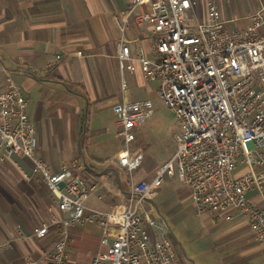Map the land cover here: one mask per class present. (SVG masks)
<instances>
[{"label": "built area", "instance_id": "1", "mask_svg": "<svg viewBox=\"0 0 264 264\" xmlns=\"http://www.w3.org/2000/svg\"><path fill=\"white\" fill-rule=\"evenodd\" d=\"M125 1L129 7L119 13L118 67L129 74L139 69L145 82L158 83L160 101L176 118L175 152L149 182H136L132 175L142 154L131 144L136 129L151 116L152 106L149 101L115 104L112 113L121 149L114 163L125 174L126 185L114 190L119 202L111 210L88 208V197L101 199L106 194L81 177L76 160L52 171L35 155L37 141L25 112L27 100L7 77V89L0 93V163H12V156L27 159L31 174L21 172L22 177L44 183L63 215L52 216L31 237L52 232L54 242L44 259L47 264H66L71 226L92 223L104 231L113 226L112 242L90 264H179L165 230L145 209L169 176L187 188L196 214L226 220L243 216L255 241L264 244V210L246 197L252 186L260 189L264 182V174L251 170L252 165H263L257 151L264 147V0H254L247 26L233 30L226 29L219 6L229 0H203L200 21L192 13L196 7L192 0ZM130 21L149 27L151 57L142 47L132 55L124 38ZM247 144L252 145L251 150L244 149L250 171L236 178L235 157ZM101 244L106 245V240ZM4 246L0 244V249ZM22 264L38 262L25 256Z\"/></svg>", "mask_w": 264, "mask_h": 264}, {"label": "crops", "instance_id": "2", "mask_svg": "<svg viewBox=\"0 0 264 264\" xmlns=\"http://www.w3.org/2000/svg\"><path fill=\"white\" fill-rule=\"evenodd\" d=\"M194 1L192 13L200 21L202 7L198 0ZM248 1V12L236 16L230 0L228 5L224 3L223 10L219 3L227 30L247 26L248 15L255 8V1ZM128 7L125 0H0V93L7 89L6 79L10 77L26 98L25 112L38 133L35 155L52 171H58L65 161L76 160L81 177L100 187V194H106L101 199L96 195L88 197L86 206L103 212L118 204L114 190L124 188L127 181L114 163L121 147L107 143L106 129L101 123L103 115L123 100L148 101L136 99L133 89L157 94L158 87L157 82H145L139 69L132 74L119 70L116 59L121 39L119 13ZM124 38L130 42L132 55L136 47H142L151 57L152 39L147 25L137 26L130 21ZM139 127L131 148L142 154V160L133 179L149 182L173 156L178 129L173 135L172 151L162 164L144 169L146 148L140 144ZM115 138L119 140L116 133ZM44 143H47L45 151ZM62 145L70 155L61 154ZM244 149L249 151L252 145L240 147L235 157L236 178L250 171ZM257 152L262 154L263 165H252L251 170L259 175L264 174V147ZM11 160L12 163H0V244H6L0 249V264H22L25 256L38 264H47L44 254L52 248L53 233L41 238L31 235L52 216L63 215L57 209L56 196L44 183L35 177L29 182L22 177V173L31 174V163L19 156H12ZM173 179L176 184L173 210L189 202L182 208L183 213L185 216L191 213L205 231L209 252L205 255L208 262L202 264H264V244L255 241L245 217L234 215L226 220L209 213L196 214L187 188ZM246 197L264 210V182L260 189L252 186ZM151 199L145 205L147 211L155 207ZM153 221L165 230L178 263L191 264L194 255L186 256L167 224ZM115 233L113 226L105 231L92 223L71 226L66 264H90L97 252L107 250ZM21 235L26 238L18 239ZM102 239L106 245L101 244Z\"/></svg>", "mask_w": 264, "mask_h": 264}, {"label": "rangeland", "instance_id": "3", "mask_svg": "<svg viewBox=\"0 0 264 264\" xmlns=\"http://www.w3.org/2000/svg\"><path fill=\"white\" fill-rule=\"evenodd\" d=\"M198 1L200 4L203 2V0ZM230 3L234 16L238 15V13L240 15H245L249 10L250 1L248 0H230ZM220 6L222 10L225 9V5L222 1H220ZM133 93H135L136 99H147L152 106V115L139 127L138 136L140 144L146 148V160L143 163V167L144 169H153L155 166L162 164L163 158L172 151L173 135L175 131H177L176 120L171 111L162 104L158 95L153 91L148 94L141 89H133ZM114 121L115 117L111 109H109V111L103 115L101 123L103 128L106 129L107 143L112 146L116 144L120 148V141L115 138L117 130ZM37 134L38 133H35V138L38 143ZM97 141H99V138ZM62 147L63 151L61 154L68 155L69 153L64 150L63 145ZM42 148L43 151H45L47 149V143H44ZM92 148L93 147L90 146V150H92ZM132 176L135 177L134 173ZM173 180L174 179L169 176L164 177L157 196L151 199V204L155 207L152 211H148V215L152 220H161L167 224L168 229L174 235L175 241L180 244L186 256L189 258L194 255L191 258V264L208 262L205 255H208L207 252H209V248L206 242L205 231L201 228V223L192 216L191 213L186 216L183 213V209L186 207L185 205H188L189 202L183 205V209L173 210L176 203L174 193L176 184ZM202 253L204 256L201 255Z\"/></svg>", "mask_w": 264, "mask_h": 264}, {"label": "bare ground", "instance_id": "4", "mask_svg": "<svg viewBox=\"0 0 264 264\" xmlns=\"http://www.w3.org/2000/svg\"><path fill=\"white\" fill-rule=\"evenodd\" d=\"M26 107V106H25ZM45 224V223H44Z\"/></svg>", "mask_w": 264, "mask_h": 264}]
</instances>
